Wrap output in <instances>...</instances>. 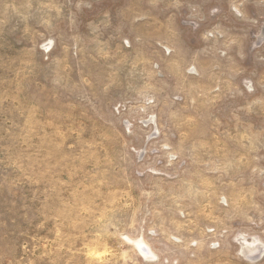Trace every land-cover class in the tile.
Returning <instances> with one entry per match:
<instances>
[{"label": "rangeland", "instance_id": "374dc122", "mask_svg": "<svg viewBox=\"0 0 264 264\" xmlns=\"http://www.w3.org/2000/svg\"><path fill=\"white\" fill-rule=\"evenodd\" d=\"M0 264H264V0H0Z\"/></svg>", "mask_w": 264, "mask_h": 264}]
</instances>
